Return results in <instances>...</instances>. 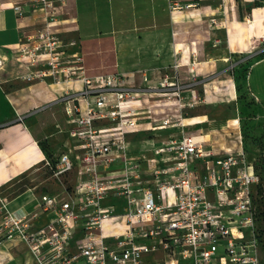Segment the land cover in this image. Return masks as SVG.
<instances>
[{"label": "built area", "instance_id": "built-area-1", "mask_svg": "<svg viewBox=\"0 0 264 264\" xmlns=\"http://www.w3.org/2000/svg\"><path fill=\"white\" fill-rule=\"evenodd\" d=\"M67 1L0 0L18 18L26 7L42 13V23L0 57V70L13 62L19 79L60 87L56 102L63 104L74 144L45 155L42 165L55 180L76 172L63 198L42 195L28 217L15 219L5 209L0 241L23 240L34 264H264L254 205L261 180L240 136L234 150H216L202 131L185 130V90L167 76L153 85L145 72L88 75L78 43L58 38ZM156 86L171 89L175 113L141 116L136 101ZM190 92L187 107H194L198 98ZM154 129L171 135L153 144V157L132 156L129 135ZM43 213L46 226L28 232ZM46 229L54 232L45 237Z\"/></svg>", "mask_w": 264, "mask_h": 264}, {"label": "crops", "instance_id": "crops-1", "mask_svg": "<svg viewBox=\"0 0 264 264\" xmlns=\"http://www.w3.org/2000/svg\"><path fill=\"white\" fill-rule=\"evenodd\" d=\"M174 5L180 8L171 10ZM25 9L24 17L18 18L9 2H0V35L13 31L19 39L42 23L40 10ZM63 15L60 19L71 27L68 32L79 45L88 75L135 77L145 72L152 84L175 65L196 72L202 86L197 98L206 106L237 102L239 80L228 74L227 62L234 57L239 66L245 55L254 54V41L264 39V0H68ZM17 74L13 62L0 70V221L5 209L15 219L26 218L37 211L42 195H52L48 186L40 192L37 185L12 187L40 169L45 154H54L39 143L49 142L50 135H42L38 115L59 104L60 87L48 80L27 82ZM241 82L250 97L264 102V59L252 63ZM213 116L194 115V132L209 129ZM236 121H226L228 132L236 129ZM227 131L226 143L216 144L218 150L236 148ZM207 132L204 136L210 141L212 130ZM45 218L49 216L39 214L37 226H43ZM0 264L34 261L28 245L11 238L0 241Z\"/></svg>", "mask_w": 264, "mask_h": 264}, {"label": "rangeland", "instance_id": "rangeland-1", "mask_svg": "<svg viewBox=\"0 0 264 264\" xmlns=\"http://www.w3.org/2000/svg\"><path fill=\"white\" fill-rule=\"evenodd\" d=\"M62 11L64 14V9ZM63 22L60 19V23L58 25L59 28L58 38L66 42L68 41L76 42V40L72 39L73 37L68 32L67 28H71V27L66 26L67 23H63ZM24 36L25 34L20 36L19 39H17L13 31L9 32L7 35H0L1 52L2 54L6 52L3 56H6L7 54L9 55V53L11 52L10 50L11 47L14 44H16L18 41L23 39ZM13 42L16 43H14L10 47L1 46L3 45V43L8 44ZM253 46H257L256 47L257 49H255L254 51V54H252L251 56L245 55L248 57H246V60L243 63L240 62L239 66H237V63L235 62L236 58L234 57H230L227 62L226 71L228 72V74H231V76H234L237 80H239V82L235 85V88H237V90L240 91V95L236 103H232V104L224 103V104H218L216 106L214 105L206 106L205 104H201L200 100H197V103L194 107H187L188 105H190V103H186L187 101H189V97L191 95L190 90L194 89L195 95L198 97V92L202 87L200 82L201 80L197 77L196 72L190 70L181 71L180 69H176V66L174 65V66H170V68L167 69V71L165 72V74H163L161 78L167 76L168 82L175 81L179 86L182 85L185 90L183 91L182 94L184 95V99H183L184 107L182 109V115L184 118L183 123L185 124V126H188V129L184 128L185 130L187 131L196 130V125L191 127L192 125L191 122H193L192 117L194 115H201L205 113L214 114V116L209 119V122L211 121L212 124L209 126V129L203 131V135L201 136H203V139L208 140L207 137H205L204 135L208 133L207 132L208 130H212L211 139L209 143L216 150H218V147L216 146L217 142L219 141L220 143V141H222L223 138L226 139V137L223 138L219 137L218 135L219 133H215L213 129H218L219 132L225 133L227 131L225 127L226 121L228 120L231 121L233 117L234 119L235 118L238 119L235 125L236 129L231 133L228 131L227 132L231 134L230 140L233 141V144L236 142L235 137L240 136L243 148L245 150V153L247 154V158L253 162L256 171L261 176L262 191L257 196L254 205L257 213V227H258L257 229L259 233H261V236H264V102L256 101L253 97H250L246 93L243 84L241 82L245 78V75L247 74V71L249 70L251 64L259 59H264V40H260V41L255 40ZM174 77H176V80H174ZM161 78L156 80V82L160 81ZM154 83L152 84L155 85ZM147 84H150V82ZM147 84L142 83L141 90H145ZM165 91L168 94L163 95L162 93H165ZM170 92H171L170 88L160 90L158 89V86H156V89L146 90V94L144 95L140 94L138 101H136V105L138 106L139 110L145 111L144 112L145 115L143 114L141 116H146L148 114V116H151L152 119L153 118L160 119L161 117H164L166 114L169 113L174 114L175 113L174 109L176 104L174 102V96L172 97V93ZM202 107L204 109H202ZM53 112L56 113L57 115L56 117L53 116ZM38 116H42V121H43V123L41 124V126L43 127V129L41 130L42 135L43 136L50 135L49 142L47 140L39 142L40 144H42L44 149L48 148L56 156L62 153L64 150H66L68 146L74 144L72 138L69 137V133H68L69 123L67 122L68 117H66V115L64 114L62 103L55 105L49 110L46 109V111L39 113ZM156 124L159 123L157 121L152 122L153 126ZM223 126L224 128H222ZM170 135L171 134L168 131H163V130L159 131L155 129L148 131L145 130L139 133H132L128 137L130 141L129 144V150H131L130 153L132 156L139 158L143 154L146 157H153V152H152L153 144H157L162 141H165L167 137H169ZM222 142H225V140H223ZM229 144L232 145V143ZM45 155H49V153ZM75 180H76L75 171L69 172L68 174L63 176L60 180H55L53 177L50 176V172L42 165L40 169H38L28 177L25 176L22 180L16 183L15 186L12 187V189L22 188L25 185H37L38 186L37 189L40 192V189H44V186L45 187L48 186L52 195L57 194L59 198H63L65 196V193L73 188V185L75 184ZM48 220H49L48 218L47 219L45 218L44 221H41L43 222V226L40 225L37 226V222L40 223L39 220L32 221L31 222L32 225L28 228V232L30 233L38 232L41 227L46 226ZM54 225H55L54 231L59 233L63 232L61 225L59 224H54ZM45 231H46L44 234L45 237L50 235L51 232H54V231H49L48 229H46ZM69 246L71 247L72 251L75 250V246L73 245V243L70 242ZM46 247L47 246H45L44 248ZM155 258L156 260H160V259L163 260L161 254H157Z\"/></svg>", "mask_w": 264, "mask_h": 264}, {"label": "trees", "instance_id": "trees-1", "mask_svg": "<svg viewBox=\"0 0 264 264\" xmlns=\"http://www.w3.org/2000/svg\"><path fill=\"white\" fill-rule=\"evenodd\" d=\"M41 147H42V149H44V147L42 146V144H41ZM244 149V148H243ZM245 151V150H244ZM254 170H255V172L260 176V174L256 171V169H255V166H254ZM260 180H261V183H260V185L257 187V194H256V198H257V196L261 193V188H262V179H261V176H260ZM260 197V196H259ZM256 198H255V201H256ZM255 201H254V204H255Z\"/></svg>", "mask_w": 264, "mask_h": 264}]
</instances>
